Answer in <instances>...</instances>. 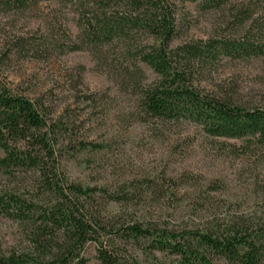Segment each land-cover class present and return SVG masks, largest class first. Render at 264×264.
<instances>
[{
    "label": "trees",
    "instance_id": "1",
    "mask_svg": "<svg viewBox=\"0 0 264 264\" xmlns=\"http://www.w3.org/2000/svg\"><path fill=\"white\" fill-rule=\"evenodd\" d=\"M54 1L74 10L76 39L66 30L19 39L20 54L89 51L133 92L136 122H190L208 137L264 151V105L201 89L226 61L264 59V0H0V14ZM185 3L214 15L216 28L207 40L173 46L191 28ZM141 64L153 82L144 84ZM86 138L81 114L56 116L41 97L0 79V172L16 183L0 192V216L18 223L26 242L21 250L0 249V264H86L88 244L99 264H264V215L214 214L187 224L151 214L103 216L111 202L129 209L143 197L136 186L106 196L66 177L63 160L98 148Z\"/></svg>",
    "mask_w": 264,
    "mask_h": 264
},
{
    "label": "rangeland",
    "instance_id": "2",
    "mask_svg": "<svg viewBox=\"0 0 264 264\" xmlns=\"http://www.w3.org/2000/svg\"><path fill=\"white\" fill-rule=\"evenodd\" d=\"M182 10L191 28L173 46L212 36L217 23L214 15L200 13L191 3H185ZM65 30L76 39V14L70 6L55 1L23 13L0 14V79L33 98L41 97L56 116L69 110L81 114L86 140L98 148L63 160L62 171L70 181L104 189L106 196L138 188L143 198L129 209L111 202L103 216L126 219L127 215L151 214L187 224L214 214L264 215V151L208 137L190 122H136L133 92L89 51L47 57L20 54L14 46L19 39L59 37ZM140 67L144 84L156 79L150 68ZM201 89L229 92L247 106H263L264 59L226 61L201 82ZM15 186L0 172V192ZM25 246L23 228L0 216V249L8 252ZM96 257L95 245L88 244L86 264H99Z\"/></svg>",
    "mask_w": 264,
    "mask_h": 264
}]
</instances>
